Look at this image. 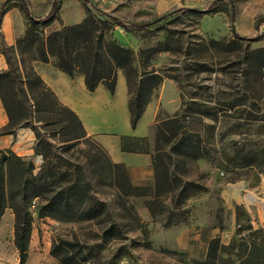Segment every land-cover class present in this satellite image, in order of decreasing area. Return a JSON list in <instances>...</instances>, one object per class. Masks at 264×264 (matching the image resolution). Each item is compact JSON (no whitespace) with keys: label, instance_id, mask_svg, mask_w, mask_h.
<instances>
[{"label":"rangeland","instance_id":"374dc122","mask_svg":"<svg viewBox=\"0 0 264 264\" xmlns=\"http://www.w3.org/2000/svg\"><path fill=\"white\" fill-rule=\"evenodd\" d=\"M24 1L29 14L35 18L45 17L56 8L57 19L43 29L45 36L62 25L80 22L86 14V4L92 12L111 14L125 24L152 22L147 29L174 19L167 27L183 30V39L189 41L196 40L199 35L203 39L238 36L243 42L242 50H216L211 55L201 54V60H206L209 67L202 72L192 69L185 72L182 68L185 59L180 55H156L151 61L155 68L178 67L182 68V75L188 76L182 77L180 83L163 79L149 102L148 109L155 106L158 109L154 118L151 119V112H148L142 115L135 128L130 125L125 128L123 117L117 112L115 121L102 124L97 130L107 147L112 148L113 145L117 151H122L124 146L134 153H143L135 151L147 147L145 154L149 155L152 172L150 179L135 183L128 167L123 162H116L126 169L133 185L148 188L146 195L128 197L121 206L115 187L97 182L94 176L99 171L94 168L96 163L89 162V157L97 154L101 160L106 156L113 160L95 137L86 133L103 152H98L93 144L85 143L74 144L66 151L63 148L62 152L58 148L59 143L56 144V151L73 165L85 163L83 172L94 184L90 193L99 201L95 211H100V214L93 219L64 220L41 213V199H32L27 207L31 219L29 241L35 252L42 254V263L60 264L50 254L53 242L60 239L81 245L79 251L87 259L78 264H196L205 258L209 241L216 237L224 249L219 254L221 264H242L249 250L264 253V65L261 61L258 66L260 61L254 59L255 65L248 66L241 57L253 49L264 47V0H166L161 10H157L159 0ZM212 2L223 7L224 11L204 14L196 24L189 22L187 12L183 11L185 8L205 10ZM20 3V0H0V20L8 11H19L23 28L16 38L23 35L29 26ZM113 35L120 45L136 52L163 40L168 34L159 30L139 36L119 27ZM2 38L0 30V50L10 46L3 43ZM7 53L13 66L18 65V52L9 49ZM42 63L53 65L51 60L31 61L30 64L37 72V65ZM117 74L123 79V84L122 90L119 86L117 88L115 107L121 109L119 105L122 102V109H127L124 76L121 71ZM167 80L173 82H166L162 88ZM191 101L194 104L185 112L186 104ZM159 112L163 118L178 113L179 124L186 131L193 132L188 140L199 144L202 156L192 158L171 151L169 158L163 157L167 163V188L154 198L152 156L156 144L154 124ZM128 129L130 133L126 132ZM125 134L135 136H129L122 144L119 141V150L118 138L120 136L121 140ZM159 146L169 151L168 144L160 141ZM35 156L40 157L39 163L35 162ZM24 159L33 164L34 173L43 162L42 155L35 151L33 156ZM237 184L241 190L234 188L230 193L236 199L241 196V199L230 202L225 199V194H229L228 188ZM148 205L156 210L154 216ZM6 209L11 213L7 228L13 232L15 216L10 207ZM110 225L117 226L119 236L104 241L102 232ZM7 235L5 240H8Z\"/></svg>","mask_w":264,"mask_h":264},{"label":"trees","instance_id":"16d2710c","mask_svg":"<svg viewBox=\"0 0 264 264\" xmlns=\"http://www.w3.org/2000/svg\"><path fill=\"white\" fill-rule=\"evenodd\" d=\"M20 2L29 26L23 35L16 38L13 45L4 46L1 50L7 69L0 72V99L8 122L0 128V136L14 133L17 127L31 128L35 135L34 151L42 155L43 162L38 172L34 173V166L29 160L8 148H0V218L6 207L12 209L15 216L13 242L18 251V264H25L31 231L27 207L32 199H41V213L64 220L93 219L100 214V211H95L99 201L90 193L94 184L83 172L85 163L73 165L61 152L56 151V144L59 143L58 148L62 152L63 148L66 151L70 146L79 143L93 144L98 152H103L100 145L86 136L77 114L58 100L31 66V61L51 60L55 68L69 77L81 75L88 91H94L99 85H103L113 93L117 72L121 71L127 87L129 123L135 128L163 79L168 78L180 83L182 77L188 76L181 74L182 68L185 72L190 69L197 72L207 71L208 63L201 60V54L211 55V52L216 50H242L243 42L238 36L229 39H203L199 35L196 40L189 41L187 38L183 39V30L167 27L174 19H169L153 29H147L152 22L125 24L111 14L92 12L86 4V14L80 22L62 25L45 36L43 29L57 19L56 8L45 17L35 18L29 14L25 1ZM183 11L187 12L189 22L196 24L204 14L219 13L224 11V8L212 2L205 10L185 8ZM233 13L232 11L231 14ZM119 27L134 31L139 36L159 30H165L168 35L154 45L134 52L117 42L113 32ZM9 49L18 52L19 64L16 66H13L12 58L7 53ZM160 53L180 55L185 59L183 67L155 68L151 61ZM241 57L242 62L248 66L255 65L254 59L260 61L258 66L261 61L264 65V47L253 49ZM193 102L186 104L185 112L189 111ZM181 103L184 104V101ZM154 127L156 144L152 165L155 182L152 196L157 198L167 188L165 183L168 182L167 163L163 157L169 158L171 151L176 155L192 158H198L202 153L199 144L188 140L193 132L186 131L183 125L179 124L178 113L163 118L159 112ZM128 137L122 136L120 144ZM160 141L168 144L169 151L159 146ZM122 151L132 150L123 146ZM135 152L146 153L148 149L146 147ZM89 162L96 163L94 168L99 173L94 177L98 183L115 187L121 206H124L128 197L147 194L146 186L133 185L130 182L126 169L120 163L111 161L107 156L101 160L97 158V154L91 155ZM148 209L152 216L156 214L152 206L148 205ZM119 233L117 226L110 225L102 232V238L106 241L111 237H118ZM79 248L81 245L77 242L60 239L53 242L50 254L56 257L60 264H78L87 259ZM223 250L219 239L212 238L205 258L196 264H221L219 254ZM252 262L264 264V253L247 251L242 264Z\"/></svg>","mask_w":264,"mask_h":264},{"label":"crops","instance_id":"0c3cea01","mask_svg":"<svg viewBox=\"0 0 264 264\" xmlns=\"http://www.w3.org/2000/svg\"><path fill=\"white\" fill-rule=\"evenodd\" d=\"M165 2L166 0H159L157 3V10H161L164 7ZM22 28L23 25L20 21L19 11L11 10L4 13L0 20V30L3 37V43L12 45ZM6 69L7 63L0 50V72ZM37 72L45 84L54 92L58 100L77 114L86 133L95 137L97 141L107 149L114 162H123L128 167L129 175L133 182L141 183L142 181H145V179L151 178L152 172L150 169V159L148 154L121 151L119 149L120 136L118 138V149L120 151H117L116 147L113 145L112 148H109L105 141L101 140L100 133L97 132L102 124L113 122L115 115L118 114L117 112L122 115L125 128H129L128 126L130 123H128L129 112L127 108V87L125 78V103L127 109H122V102L119 105V108L121 109H117L115 107L116 92L118 86L120 90H122L123 84V79L118 74L115 90L113 93H110L103 85H99L94 91H88L81 75L69 77L64 72L55 69L50 63L37 65ZM170 81L171 80H167L163 82L162 88H164L166 82ZM150 104L151 103L146 106L142 115L151 112L152 119L155 117L158 109H156V106L153 109H148ZM7 122L8 117L0 99V128ZM126 132L130 133L129 129ZM135 133L138 134L136 131ZM125 135L135 136L128 134ZM98 136L100 137L99 139ZM34 144L35 135L33 130L29 127H21L16 129L14 133L0 136V148H8L23 158L34 155ZM34 160L36 163H39L41 159L39 156H35ZM234 188H240L241 190L242 187L240 184H237L233 188H228L229 194H225V199L230 202H239L241 196L239 199H236L233 193H230ZM247 197L251 200L253 199L250 195ZM10 216V211H7L5 208L0 219V264H18L19 262L18 251L13 242L14 234L10 228H7L6 224ZM6 234H8V240H5ZM29 242L30 248L25 264H43L42 254L35 252L32 248L31 241Z\"/></svg>","mask_w":264,"mask_h":264}]
</instances>
